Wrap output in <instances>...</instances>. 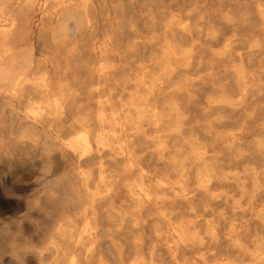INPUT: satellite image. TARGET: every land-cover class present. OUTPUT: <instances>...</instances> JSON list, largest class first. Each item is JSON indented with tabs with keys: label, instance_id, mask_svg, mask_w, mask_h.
Listing matches in <instances>:
<instances>
[{
	"label": "bare ground",
	"instance_id": "6f19581e",
	"mask_svg": "<svg viewBox=\"0 0 264 264\" xmlns=\"http://www.w3.org/2000/svg\"><path fill=\"white\" fill-rule=\"evenodd\" d=\"M230 1L216 20L218 29L210 22L206 30L216 37L224 75L233 77L244 95L249 80L264 81V0ZM34 6L40 11L37 44L27 13ZM189 30L187 16L172 11L135 16L120 8L111 15L96 0H0V158L12 155L23 142L46 156L42 203L47 215L54 214L40 244L27 246L16 259L29 253L35 264H264V239L253 238L250 248L238 226L219 234L217 225L205 218L207 199L231 200L234 210H243L253 195H264L259 171L251 169L250 194L239 183L232 194L214 195L216 185L239 182L238 172L220 175L207 162L211 155L217 157L213 149L183 139L185 107L179 109L173 97L157 100L168 88L185 94L192 83L170 84L174 65L185 72L191 63L192 50L185 45ZM145 45L165 50L158 74L135 58ZM122 71L131 76L116 78ZM226 135L228 144L237 139L234 132ZM180 138L181 143L176 141ZM261 151L264 139L253 148L255 154ZM40 199L33 201L38 205ZM197 200L204 214H198ZM181 206L205 223L203 232L195 220L176 215ZM253 206L248 209L258 207L255 216L264 223V204ZM220 242L225 243L220 252L230 249L239 260L232 263L226 255L212 263L220 255L215 250Z\"/></svg>",
	"mask_w": 264,
	"mask_h": 264
},
{
	"label": "rangeland",
	"instance_id": "374dc122",
	"mask_svg": "<svg viewBox=\"0 0 264 264\" xmlns=\"http://www.w3.org/2000/svg\"><path fill=\"white\" fill-rule=\"evenodd\" d=\"M96 1H97V3H99L101 5V8H104V10L107 11L111 15L114 13L115 9L123 8L124 10L129 11V15L132 14L135 16L137 15V13L139 15H148V16L154 15V16H156V15H159V14H161L163 12H167V11H172L177 15L187 16V18L190 22V30H189V34L186 38L185 45H187L188 48H190L192 50L191 63L185 69L186 70L185 72L181 71L183 69L182 66L174 65L176 74L174 75V77L171 78L172 80L170 79V82H171L170 84L176 85L178 82L185 80V79H188V81H190V82L192 81V83H191L192 86L191 85L187 86L188 89H187V92L185 94H183L181 92H179V93L174 92L172 94V93H170L172 88L165 89V90H163L164 92L163 91H161L162 93L160 92L161 94L157 97V100L160 102L163 100V98H166L168 96L173 97L175 99V102L177 103L179 109H181L182 111L184 109V111H183L184 112V118L182 119V123H181L183 139L187 140V141H192V142L198 143L210 151L213 149L212 151L216 154L217 157L215 158L214 155H211L207 162L216 171H218L220 175L224 176L225 174L230 173L229 171H237L238 172V175L240 176L239 182L233 183L230 181V183H227V184L221 183V186L223 184H225V186L223 185L221 187L219 184L220 189H219L218 185H216L212 191V193L214 195L218 194V193L222 194L225 192L232 194V193L236 192V189L238 188L239 183L245 185L246 188H248L247 189L248 193L250 194L252 192V187H251L250 183H251V181H253V175H252L253 173H252L251 169H256L257 172L259 171L258 172L259 174L257 173V176H259V177H257V179H258L259 183H261V186H264V184H262V183H264V169L261 170V168H264V163H261V162H264V161H262V160H264V151H261L260 154L253 153V148L255 147V143L257 141H259L260 139L261 140L264 139V126H262V125H264V124H262V123H264V81H261L257 84L256 80H249L246 93L244 95L243 94L239 95V91H238L239 90V87H238L239 83L235 79H233V77L224 75L223 67H222L221 63L219 62V59H218L217 54H216V51L218 48V44H216L217 43L216 37L215 36H209L208 30H206V26L210 22H211V24L216 25L215 27H216V29H218L217 24H216V20L218 19V16L221 13L223 4L224 3L227 4L230 2L229 4L231 7V4H232L231 1L230 0H221V1L220 0H181V1L180 0H173V1L172 0H149V1L148 0H145V1L144 0H129V1L128 0H96ZM141 4L143 7L140 6ZM141 7L143 9H141ZM9 9H12V7L11 8L9 7ZM29 11L27 13H28L29 18L32 21L31 28L33 31V41L35 44H37L38 39H37L36 34L38 33L39 28H40L39 7L34 6ZM133 11H134V13H133ZM184 13H185V15H184ZM37 17H38V19H37ZM36 27L38 29H36ZM193 31H194V33H193ZM158 33L159 32L157 31V34ZM217 35L219 36V32ZM210 45H211V47H210ZM155 46H157V47H155ZM196 47L200 48V49H197ZM164 51L165 50H163V48L160 46L158 47V45H153V46L145 45L140 49V52H138V54H136L135 58L138 59L139 64L143 63L146 66H148V68L151 70L150 72H152L154 74H158L159 68L162 65V61H163L162 58H163ZM199 54H200V56H199ZM126 55H127V58L132 60V58L130 56L131 54H129V56H128V54H126ZM195 55H196V57H195ZM196 58H197V60H196ZM192 62L194 64H192ZM206 62H207V64H206ZM191 66L195 70H193ZM203 71H205V72H203ZM124 76L129 78V76H131V74H130V72L122 71L121 73H116V75H115V77L120 79V80L127 79ZM215 76L217 77V79ZM85 77H87V74L85 75ZM195 77L197 79H195ZM222 77H224V78L222 79ZM173 78H175L174 81H173ZM81 79H84V78L81 77ZM225 80L227 83L225 82ZM212 82H214V83H212ZM127 84L129 85V83H127ZM168 84H169V82L165 81V85H168ZM226 84H228V86H226ZM209 85H211V86H209ZM204 87H205V92H203ZM233 87L234 88L236 87L235 88L236 90L233 89ZM201 89H203V90H201ZM252 89H253V91H252ZM83 91H85V89H83ZM127 91H129V90H127ZM175 93H178L179 97H178V94L175 95ZM236 93H238V94L236 95ZM225 94H226V96H225ZM204 96H206V98H208V99L206 100V98ZM34 97H35V99L37 98V96H34ZM225 99H227V100H225ZM182 101H185L187 103V105L185 104V102H183L182 103L183 105H182L181 104ZM224 102H225V104H224ZM193 104H194V106H192ZM261 106H262V108H261ZM183 107H185V108H183ZM189 107L191 108L190 109L191 111L189 110ZM186 108H188V109H186ZM261 109H262V111H261ZM238 110H239V112H238ZM187 111H189V112H187ZM201 111H202L203 115H202ZM193 120H195V121L193 122ZM189 122H191V123H189ZM197 122H199V124ZM220 124H222V125L220 126ZM185 126H186V128H185ZM195 127L198 130H195L196 129ZM199 127H201V128H199ZM203 127L205 130L203 129V131H202ZM210 127H211V129H210ZM189 128L190 129L193 128V129L190 130ZM219 131L221 134L218 133ZM233 132L236 134V138H237L236 140H238V141L236 142V140H235L233 142V144L232 143L230 144V142H229V144H230L229 145L227 143V139H228L229 135H226V134H231ZM205 133H206V135H205ZM187 134H188V136H187ZM67 135L70 136L72 134H71V132H69ZM69 136H67V137H69ZM218 137H220V138H218ZM239 137L240 138L242 137V139H240ZM208 138H209V140H208ZM176 141L181 143L182 139L180 138ZM221 141H222V143H221ZM173 142H175V141H173ZM239 142H242V144H240ZM217 143L220 145H218ZM238 143H239V146H238ZM30 145H31L30 142L19 143V144L15 145L14 151L12 152V155L10 154L7 157L4 156V157L0 158V161H1L0 162V264H21V263L22 264H35L34 261L32 260L31 254H29V253L27 254V256L25 255V257H22V260L20 259L21 261H19L16 258L22 252V250L24 248H26L27 246L40 244L42 234L44 233V231H46V229H48V227H49L48 223L51 222L52 218L54 217V214H52L51 211H50V215H49V213L47 215V209L45 208V206L43 204L44 203L43 200H45L44 194L41 192L42 191V185L40 184V181L42 178L40 176L42 173H44L42 161L45 160L46 156L44 157L42 155H38L36 148L34 146L32 148V145L31 146ZM230 146H232V147L230 148ZM244 146L249 147V148H245ZM18 147H20V148H18ZM218 148H219V150H218ZM241 148H242V150H241ZM222 149L225 151L223 152ZM248 149H250V150H248ZM237 150L239 151V153H237L238 152ZM243 150H244V152H243ZM219 152H221L223 155ZM233 153H234V156H233ZM246 153H248V154H246ZM251 153L254 155L251 156ZM29 154H32V155H29ZM237 154H239V155H237ZM236 155H237V157H236ZM241 155H243V156L247 155V156L243 157ZM257 155L259 157L261 156L260 159ZM32 156H34V157H32ZM38 156L39 157L41 156V157L38 158ZM249 156H250V158H249ZM256 157H258V158H256ZM188 158H187L189 160L188 165L191 168V172L193 174V172H195V170H196V167H195L194 162L192 160L193 158H191L190 155ZM248 158L252 161H250ZM229 161H230V163H229ZM149 163H151V162H149ZM240 164H241V166H240ZM225 166H226V168H225ZM233 166H235V167L233 168ZM259 166H260V168H259ZM245 171H246V173H245ZM249 173H251V175ZM247 175H249V176H247ZM251 177H252V179H251ZM193 181H194V179L192 178L191 181L189 182V185H191L193 183ZM247 181H249V182L247 183ZM248 193L246 194V196L249 195ZM36 197H39L42 199V200L40 199L41 205L38 204L39 206L36 205L33 201L34 198H36ZM243 197L245 198V196H243ZM236 198L240 199L241 197L238 195V196H236ZM222 200L223 199H219L218 200L220 202L219 203L214 198L207 199V204L209 206L207 207L208 211H207V214L205 217L217 225L218 230H219L218 231L219 234H223L226 231H229L231 225H235V226H238L237 229L241 230V231H239V236L241 239L243 238L242 240L244 242V245L251 244V246L249 245L250 248L253 247V244L251 243L252 240H254L256 238L257 239H261V238L264 239V232H262V231H264V230H262V229H264V223L260 222L255 216V213H256L255 211H257L258 207L255 209H252V210L248 209L249 207H251L253 205L254 206H257V205L260 206V205L264 204V195H258V197H257V195H253L249 201V202H251L252 205L248 201L244 202L245 204L243 203V207H244L243 210H241V209H238V210L235 209L234 210V204H233V202H231V200H224V201H222ZM258 200H260V201L258 202ZM208 201H209V203H208ZM254 201H257V202H254ZM196 202H197L196 204H197L198 214H204V211L200 205V201L197 200ZM48 205H50V204L48 203ZM41 206H42V209H41ZM199 206H200V209L198 208ZM44 211H46V212H44ZM221 213H223L224 215H220ZM237 213H238V215H237ZM42 214H44V215H42ZM176 215L179 217L180 216H186L187 219L195 220L194 225L196 226L197 230L199 229L200 232H203V230H204L203 228H205V223L202 220L199 221V219H196L195 215H191L187 211V209L184 208V206H181L180 210L176 211ZM218 216L221 217V219H219ZM244 219L246 220L245 222H244ZM253 220L255 223L253 222ZM251 222H252L253 226L251 225ZM239 223H240V225H238ZM256 224H258L257 227H256ZM244 237L246 240L244 239ZM245 241H247V242H245ZM219 244L220 245L215 246L216 247L215 250H216V252L218 251V253L221 256L219 255L218 258H214L213 260L211 259L212 263H215L217 261V259H219V258H226V255H227V258L232 263L236 260H239V255L234 253V251L232 252V250H230V249L225 250V252H220V251H224L223 249L225 248V246H224L225 243L220 242ZM218 247H219V249H218ZM262 247H264V243H262ZM12 248H14L15 250L12 251ZM220 248H221V250H220ZM186 255L191 256L192 254L190 253V254H186ZM247 259H248V257L245 256V260H247ZM23 261H25V262H23ZM247 262H248V260H247Z\"/></svg>",
	"mask_w": 264,
	"mask_h": 264
}]
</instances>
